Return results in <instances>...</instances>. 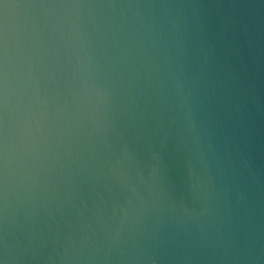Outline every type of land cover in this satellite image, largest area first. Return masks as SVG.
I'll return each instance as SVG.
<instances>
[{
	"label": "water",
	"instance_id": "95a60500",
	"mask_svg": "<svg viewBox=\"0 0 264 264\" xmlns=\"http://www.w3.org/2000/svg\"><path fill=\"white\" fill-rule=\"evenodd\" d=\"M0 264H264V0H0Z\"/></svg>",
	"mask_w": 264,
	"mask_h": 264
}]
</instances>
